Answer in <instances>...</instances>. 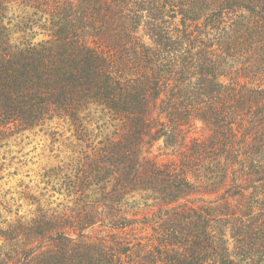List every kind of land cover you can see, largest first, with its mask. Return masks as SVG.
<instances>
[{
  "label": "trees",
  "instance_id": "1",
  "mask_svg": "<svg viewBox=\"0 0 264 264\" xmlns=\"http://www.w3.org/2000/svg\"><path fill=\"white\" fill-rule=\"evenodd\" d=\"M56 119L0 264H264V0H0V149Z\"/></svg>",
  "mask_w": 264,
  "mask_h": 264
},
{
  "label": "rangeland",
  "instance_id": "2",
  "mask_svg": "<svg viewBox=\"0 0 264 264\" xmlns=\"http://www.w3.org/2000/svg\"><path fill=\"white\" fill-rule=\"evenodd\" d=\"M16 41V34L12 36ZM57 132L60 136L54 134ZM72 136L70 126L58 121H52L43 131H27L16 134L6 145L0 149V190L2 197L13 208V213L19 210L26 215L33 206L25 200L24 195L35 193L46 187L49 178L47 173L57 166L66 169L70 159H74L69 150L68 143L63 145L64 138ZM191 137L203 139L206 133L201 125H197ZM74 141V138L70 139ZM157 144L156 148L161 145ZM155 148V150H156ZM155 152V151H154ZM55 178H51L54 181ZM50 195L59 203L63 196L54 193L49 186ZM59 198V200H56ZM20 206V207H18ZM6 215V214H5ZM12 216H15L13 214Z\"/></svg>",
  "mask_w": 264,
  "mask_h": 264
}]
</instances>
